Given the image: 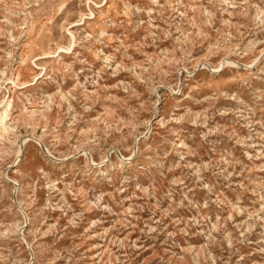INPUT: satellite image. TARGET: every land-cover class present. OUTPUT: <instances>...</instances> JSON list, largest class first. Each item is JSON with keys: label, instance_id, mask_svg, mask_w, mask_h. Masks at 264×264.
Here are the masks:
<instances>
[{"label": "rangeland", "instance_id": "374dc122", "mask_svg": "<svg viewBox=\"0 0 264 264\" xmlns=\"http://www.w3.org/2000/svg\"><path fill=\"white\" fill-rule=\"evenodd\" d=\"M7 99L0 264H264V0H0Z\"/></svg>", "mask_w": 264, "mask_h": 264}, {"label": "bare ground", "instance_id": "6f19581e", "mask_svg": "<svg viewBox=\"0 0 264 264\" xmlns=\"http://www.w3.org/2000/svg\"><path fill=\"white\" fill-rule=\"evenodd\" d=\"M13 101H14V100H13ZM12 103H13V102H12L11 99H7V100L4 102V104H3V106H2V109H1V111H0V127H1L2 124H3V121H4L5 117L7 116L8 111H9V109H10ZM4 122H5V121H4ZM1 128H3V127H1ZM122 163H123V161H122Z\"/></svg>", "mask_w": 264, "mask_h": 264}]
</instances>
